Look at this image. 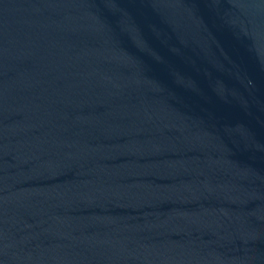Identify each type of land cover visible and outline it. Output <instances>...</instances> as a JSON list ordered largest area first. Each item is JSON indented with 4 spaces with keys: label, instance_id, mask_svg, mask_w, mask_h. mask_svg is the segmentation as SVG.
<instances>
[{
    "label": "water",
    "instance_id": "1",
    "mask_svg": "<svg viewBox=\"0 0 264 264\" xmlns=\"http://www.w3.org/2000/svg\"><path fill=\"white\" fill-rule=\"evenodd\" d=\"M0 264H264V0H0Z\"/></svg>",
    "mask_w": 264,
    "mask_h": 264
}]
</instances>
